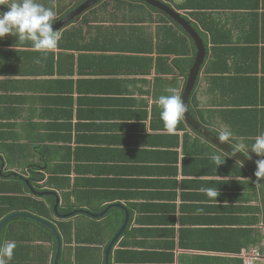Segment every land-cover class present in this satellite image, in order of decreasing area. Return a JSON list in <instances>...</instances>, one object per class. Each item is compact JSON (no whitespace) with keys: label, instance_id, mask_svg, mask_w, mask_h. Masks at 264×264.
<instances>
[{"label":"crops","instance_id":"crops-1","mask_svg":"<svg viewBox=\"0 0 264 264\" xmlns=\"http://www.w3.org/2000/svg\"><path fill=\"white\" fill-rule=\"evenodd\" d=\"M86 1L39 0L53 8L55 24ZM101 1L64 25L54 51H36L11 34L0 38V182L9 188L7 198L0 193V211L39 217L62 244L56 262L54 230L15 218L0 236V245H17L8 264H264L261 182L232 157L218 167L211 156L223 160L226 153L184 117L172 133L160 119L159 96L175 89L182 98L197 55L194 40L177 24L187 42L171 44L160 30L162 15L143 4ZM185 1L170 7L206 35L196 30L206 55L191 115L216 136L230 128L232 145L250 149L264 131V0H200L206 7L176 8ZM186 55L191 67L178 68ZM64 134L71 136L68 144L60 140ZM32 167L44 181L31 187L57 194V211L56 196H34L23 181ZM65 178L70 186L61 189ZM202 187L217 188L218 202ZM88 204L118 212L67 217L88 211Z\"/></svg>","mask_w":264,"mask_h":264},{"label":"clouds","instance_id":"clouds-1","mask_svg":"<svg viewBox=\"0 0 264 264\" xmlns=\"http://www.w3.org/2000/svg\"><path fill=\"white\" fill-rule=\"evenodd\" d=\"M0 5L6 6L8 9L6 12L0 11V38L11 34L20 41H30L32 48L36 51H54L58 47L61 33L59 30L53 29L56 13L52 7H46L39 0H0ZM168 91L170 94L159 96L156 103L161 110L160 119L163 121L165 129L172 133L188 111V107L175 89ZM233 135V132L227 127L218 132V141L222 145H230L232 151L227 152L223 160L220 155H212L211 159L219 167L226 158L234 157L238 152L243 153L248 159H252L249 153H254L261 157L255 161L257 170L254 173L257 182H260L261 178H264V131L255 136L250 149H246L243 144L232 145ZM239 163L243 167V164ZM199 191L214 201H217V197L220 195L219 190L215 187H202ZM200 212L202 209H197V213ZM16 247L15 241L0 245V264H8V261L13 258Z\"/></svg>","mask_w":264,"mask_h":264},{"label":"water","instance_id":"water-1","mask_svg":"<svg viewBox=\"0 0 264 264\" xmlns=\"http://www.w3.org/2000/svg\"><path fill=\"white\" fill-rule=\"evenodd\" d=\"M99 1L101 0H87L84 4H82L76 11L72 12L69 16H67L64 20H62L61 22H58L57 24H55L53 26L54 30H61L64 25L66 23H68L71 19L76 18L77 16H79L81 13H83L85 10L89 9L90 7L94 6L95 4H97ZM142 2L157 8L158 10H160L162 13H165L166 15H168L171 19H173L177 24H179L181 27H183L184 30L187 31V33L192 37V39L195 42V46L197 49V55H196V59L194 62L193 67L191 68L190 72H189V79H188V83L187 86L184 90V93L182 94V100L183 102L187 105L188 107V111L185 113L184 115V119L186 120V122L188 123V125L190 127H192L196 132H198L199 134L203 135L205 138L209 139L214 145H216L218 148H220L223 152H225L227 154V152H231L232 148L230 145H222L219 141L216 135H214L212 132H210L206 127L202 126L198 121H196L193 116L191 115L190 109H189V103H190V97L193 91V88L195 86V83L197 81V78L199 76V72L201 70L202 65L204 64V59H205V55H206V48H205V44L202 40V38L198 35V33L196 32L195 29H193L190 25L189 22H187L184 17L182 16V14L178 13L175 9H173L172 7H170L168 4L163 3L160 0H141ZM0 11H8L7 7L5 6H1L0 5ZM234 159H236L237 161L241 162L246 168H248L249 170H251L253 173H255V171L257 170V166L256 163L252 160V159H248L247 157L244 156L243 153H237L234 157H232ZM1 168H4V164L1 166ZM261 184L263 187V191H264V178H261ZM26 184L28 185L31 193L34 196L37 197H43L44 195H54L56 196V205H55V210H58V207L60 205V198H58L57 194L53 193V192H46V193H38L36 192L30 185L29 181H26ZM110 209V208H109ZM108 212V210H106L105 212H103L102 214L99 215H95L92 214L86 210H78V211H74L71 215L67 216V217H71L74 216L76 214H85L88 215L92 218H100L103 217L106 213ZM128 216V215H127ZM18 217H29L32 218L34 220H37L39 222H43L45 223L42 219H40L39 217L32 215L30 213H15L12 215H9L8 217H6L4 220H2V222L0 223V236H1V231L4 228V226L6 224H8L11 220L18 218ZM48 227H50L51 229L54 230L55 234L57 235V239H58V253H57V257H56V262L58 261L59 255H60V250H61V240L60 237H58V233L55 230V228L51 225V224H47ZM128 225V218H126L125 224L123 225V227L121 228V230L118 232V234L116 235V237L112 240V242L110 243V245L108 246L107 249V260L108 257L110 255V251L112 250V248L115 246V244L118 242L119 238L121 237V235L125 232L126 228ZM1 243V240H0Z\"/></svg>","mask_w":264,"mask_h":264},{"label":"trees","instance_id":"trees-1","mask_svg":"<svg viewBox=\"0 0 264 264\" xmlns=\"http://www.w3.org/2000/svg\"><path fill=\"white\" fill-rule=\"evenodd\" d=\"M81 1V3L83 2V1H85V0H80ZM104 1H106V0H103V1H101L100 2V4L101 3H103ZM125 1H131V2H133V3H135L136 4V6H140V4H143V6H141V8L142 7H149V8H151V10L153 11V12H156V13H159L160 15H162V17L160 16V18H159V22L161 23V25H163L161 28H160V30L161 29H163L164 30V32H167L168 34H170V37H168V38H173V41H172V43L171 44H174V46H177L178 44H186V42H187V33H185V31H183V29H181V27L180 26H178L177 25V23L174 21V20H172L169 16H167V15H163L159 10H157L156 8H153V7H151L150 5H148V4H145V3H143V2H141L140 0H125ZM166 1V3L169 5V6H171V5H173V2L175 1V0H165ZM190 1V4L188 3ZM192 1V2H191ZM116 2H121V0H116ZM78 4H80V3H78ZM130 4V3H129ZM130 5H132V8H133V6H134V4H130ZM175 5V4H174ZM194 7L193 9H199L200 7H204L205 5H203V3L200 1V0H186L185 2H184V4H182V5H180V6H178V7H176L177 9H187L186 7ZM47 7V6H46ZM206 7V6H205ZM140 8V7H139ZM207 9V8H206ZM196 30L199 32V34L202 36V38L203 39H205L206 38V35L202 32V30H200V29H198L197 27H196ZM209 32H213V30L212 29H207ZM185 34V35H184ZM175 38V39H174ZM160 52H161V50H160ZM181 52H183V51H181ZM186 52V51H185ZM185 52H183V53H185ZM8 55H10V54H14L15 52H11V51H7L6 52ZM17 53V52H16ZM20 53V52H19ZM27 53V52H26ZM195 53H196V51H195ZM188 56L186 55V58L184 59V62L182 61V62H179V61H176L175 62V65L178 67V68H180V69H182L181 68V63H186L185 64V66H186V68L188 69V67H191V65H192V63H193V60H192V57L191 58H187ZM188 59V60H187ZM186 68H184V69H186ZM70 138H71V136H66V134H64L62 137H61V139L60 140H63L66 144H68L69 143V141H70ZM69 149V148H68ZM44 150L46 151V152H51L52 151V148H49V147H47L46 146V148H44ZM69 161V160H68ZM68 161L66 160V162L65 163H68ZM68 168L66 169V172L69 174L70 173V167H69V165L67 166ZM239 169H240V172H242V168L241 167H239ZM0 170H1V168H0ZM16 180H18V182H19V184L21 185V187H23L24 185H25V183L24 182H22V179L20 178V176H19V178H17ZM23 181H29L32 185L34 184V185H36V183L37 182H42V181H44V174H41V173H38L37 172V168L35 169V167H32V168H30V173H29V175H28V177H24L23 178ZM69 179L68 178H65L64 179V182H68L66 185H62V186H60V188L62 189V188H64L65 186H70V183H69ZM46 183L48 184V185H53V181L51 180V179H48L47 181H46ZM261 184V183H260ZM8 190H9V188L8 187H6V184H4L3 183V181L2 182H0V193H1V195H3V197L4 198H7L8 196H6V194L7 193H9L8 192ZM5 193V194H4ZM71 196V193H69L68 194V199H69V197ZM31 203H33V201L31 202ZM35 205L36 204H29V206H31L30 207V209H33L34 207H35ZM42 205V204H41ZM42 207H43V205H42ZM88 211L89 212H91V213H94V214H99V213H101V212H103L104 210H106L108 207H109V205H107V206H101V207H95V206H92V205H90V204H88ZM78 208H80V206H78ZM69 209H70V211H72V210H75L76 209V206H70L69 207ZM63 210V209H62ZM61 210V211H62ZM65 210H68V208L67 209H65ZM11 211L10 210H7V211H4V210H1L0 211V219H2V218H4V217H6L7 215H9V213H10ZM115 212H118V209H112V211H109L108 213H107V215H105L104 217H103V219H105V218H108L110 215H112L113 213H115ZM85 215V214H84ZM86 216H88V215H86ZM90 217V216H89ZM99 220H102V219H99ZM94 221H98V219H95Z\"/></svg>","mask_w":264,"mask_h":264},{"label":"built area","instance_id":"built-area-1","mask_svg":"<svg viewBox=\"0 0 264 264\" xmlns=\"http://www.w3.org/2000/svg\"><path fill=\"white\" fill-rule=\"evenodd\" d=\"M257 256H259V255H257ZM252 262L251 261H246V264H251Z\"/></svg>","mask_w":264,"mask_h":264},{"label":"rangeland","instance_id":"rangeland-1","mask_svg":"<svg viewBox=\"0 0 264 264\" xmlns=\"http://www.w3.org/2000/svg\"><path fill=\"white\" fill-rule=\"evenodd\" d=\"M10 35V34H9ZM9 35H7V36H9Z\"/></svg>","mask_w":264,"mask_h":264}]
</instances>
